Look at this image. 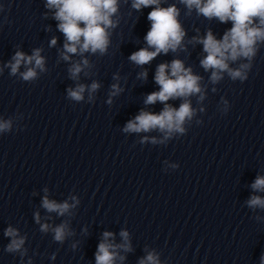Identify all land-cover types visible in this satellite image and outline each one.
Segmentation results:
<instances>
[{"label":"clouds","instance_id":"9594fccd","mask_svg":"<svg viewBox=\"0 0 264 264\" xmlns=\"http://www.w3.org/2000/svg\"><path fill=\"white\" fill-rule=\"evenodd\" d=\"M120 2L121 0H46L45 6L49 10H55L53 19L58 22L57 28L64 36L60 58L64 61H72V57L75 55L81 57V60L72 62L68 69L73 80H77L81 72L91 67L85 53L93 55L99 53L101 56L107 54L111 44L112 32L110 30L119 25V20L113 19V17L119 11ZM124 2L127 3V0ZM180 3L185 5L189 14L195 9L198 15L209 20L215 18L221 23L231 22L232 26L225 31L221 39H217L213 32L208 30L203 37H193L192 41L203 46L206 55L200 60V65L205 71L211 70L210 81L212 83L219 82L225 72L233 81H245L248 78L247 72L251 68L250 62L257 53V46L264 43V0H180ZM131 8L135 11L151 8L147 15L150 29L144 37L147 47L140 48L128 57L132 63L142 67L161 53L167 55L170 51L183 50L186 32L178 19L180 11L175 4L163 7L161 0H131ZM56 43L57 38L53 37L50 46H55ZM41 51L42 49L36 48L32 55L17 51L12 60L4 67L10 69L12 76L19 72L23 81H34L38 76L37 70L39 72L46 71L45 58L41 55ZM241 58L249 62L241 63L238 68L230 67V62L234 63ZM22 65L26 70L20 72ZM2 70L0 69V71ZM147 75V70H143L138 73V79H147ZM113 79L119 80V76L115 75ZM201 79V76L193 74L191 67H185L181 59L160 63L154 76L159 90L148 94L144 104L153 105L160 102L164 105L163 109L159 113L141 110L134 119L126 123L123 131L146 133L157 130L163 134V140L157 141L153 137L151 138L153 144L164 143L174 134L184 135L186 133L185 124H190L195 115V109L187 98L199 94V99H204L200 85ZM99 88L100 84L97 81H93L90 85L77 84L75 88L67 89L68 98L81 102L84 100L85 91H87L91 102L93 94ZM111 89V96L123 91L118 83L112 84ZM170 99H182L183 102L178 108H175L167 103ZM108 102L111 103V100ZM11 129V119L0 120V133L9 132ZM148 139V137H144L141 143ZM251 187L255 192H264V176H257ZM72 199L75 200V197ZM246 204L253 211L264 210V197L252 195ZM75 206L67 201L57 203L54 200H49L47 196L42 200V207L47 212H55L59 216L70 214L71 209ZM256 219L260 218L256 217ZM35 220L40 223L39 213L35 214ZM49 230L54 234L53 239L60 243H63L67 236L72 235L67 222L55 227L45 223L40 227L41 232ZM4 235L11 238L6 247L7 252L26 254V249H23L25 237L20 236L17 229L9 226ZM120 236L123 243L115 244L110 239L114 238L112 232L105 231L103 233V239L98 244L95 253L96 264H115L119 255L117 249L131 251L128 232L122 230ZM119 259L123 260L124 257L120 256ZM139 264H160L159 256L155 252H149L139 261ZM259 264H264V253L259 258Z\"/></svg>","mask_w":264,"mask_h":264}]
</instances>
